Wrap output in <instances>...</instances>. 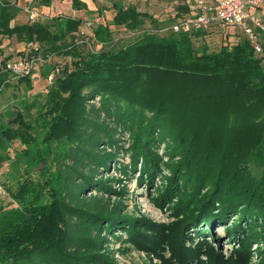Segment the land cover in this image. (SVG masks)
I'll use <instances>...</instances> for the list:
<instances>
[{
	"label": "trees",
	"instance_id": "16d2710c",
	"mask_svg": "<svg viewBox=\"0 0 264 264\" xmlns=\"http://www.w3.org/2000/svg\"><path fill=\"white\" fill-rule=\"evenodd\" d=\"M110 1L113 18L105 20L98 8L89 29L91 18L61 13L12 25L22 7L0 0V41L25 44L1 56L3 65L14 57H71L45 64V78L60 71L44 105L33 101L29 116L19 111L0 125V144L36 137L33 157L54 167L14 190L11 171L17 206H1L0 264H126L109 247L118 239L120 252L148 253L142 264H264V53L237 30H165L190 7L159 15L148 4ZM52 2L26 5L42 9ZM72 7L95 13L83 0H72ZM213 34L223 40L219 47ZM31 76L1 68L0 94L14 77L32 88ZM37 107L43 111L32 119ZM126 153L129 162L120 160ZM113 168L127 178L138 172L147 185L168 170L154 200L169 204L176 220L155 224L104 203L100 191L118 194ZM91 187L97 192L88 194ZM228 223V240L235 242L230 258L206 239L214 225Z\"/></svg>",
	"mask_w": 264,
	"mask_h": 264
},
{
	"label": "rangeland",
	"instance_id": "374dc122",
	"mask_svg": "<svg viewBox=\"0 0 264 264\" xmlns=\"http://www.w3.org/2000/svg\"><path fill=\"white\" fill-rule=\"evenodd\" d=\"M128 2H138V0H127ZM142 1V0H141ZM150 1V0H149ZM184 1V0H183ZM144 2V0H143ZM146 2V1H145ZM27 6L25 5L23 8L25 9ZM153 10V9H152ZM105 20L110 21L113 18L112 13H105ZM93 18H91L92 20ZM235 29L226 28L224 33L234 32ZM211 40H214L213 46H220L221 37L211 35ZM230 39H234V37H230ZM7 48L10 49L12 54V49L17 53L20 51L19 49H23L25 44L20 43L18 41L7 40L6 42ZM87 51V50H85ZM8 55V52H7ZM3 56L0 54V60ZM9 56V55H8ZM71 57H57L56 60L58 62L69 61ZM49 66V65H48ZM48 66L38 65L34 73L31 76L32 88H28V84L26 82H20L18 78L14 77L11 80V85L7 89L0 94V125H7L10 121L15 119L18 116L19 111H22L27 116L31 113L30 110L27 109L26 105H29L33 101H37L40 105H44L48 100V88H49V78H45L46 71ZM43 110L37 107L33 110V118H37V115ZM19 123H12V128H18ZM30 136V134H29ZM28 136V140L30 137ZM36 137H33V142H27V144L21 139H13V140H4L0 144V172L12 171L11 183L10 186L12 190H14L18 184H20V180L22 179H34L35 181L42 180L47 177L49 171L44 170V168L48 170H54L52 163H47L45 160H36L33 156H35L36 151ZM125 141V140H124ZM125 142H121L125 147L128 144H124ZM28 146V147H27ZM27 147V148H26ZM164 146H161L160 153H162ZM30 150V152H29ZM124 150V149H123ZM123 150H120L121 152ZM31 153V154H30ZM121 154L120 160L125 162H129L130 158L128 153ZM42 167V168H41ZM43 170V171H42ZM111 174L115 175L118 179L113 181L114 188L117 189L118 194L100 191L99 195L102 197L104 203L108 201L111 205L116 204L121 206L120 213L123 215L129 214L136 218L148 219V221L155 224H171L176 220V216L172 214V211L168 208L169 204H166L164 207L156 204L154 198H157V190L159 186L162 187L166 184L165 175L169 174L168 170H163L164 176H158L155 178V183L152 185H147L144 182L139 181V173L131 175V177L127 178L124 174L118 173L114 168L111 170ZM109 174H106L107 177ZM9 176V177H10ZM123 191V192H122ZM94 187L88 189V194L95 193ZM122 192V193H121ZM7 197L5 200V205L8 207L17 206V203L12 201ZM238 215H234L232 219H237ZM226 221V222H229ZM199 226L207 227L206 224H199ZM230 228V224L214 225L213 234H207L206 239L209 240L210 244H212L222 255L227 258L232 257L233 247H235V242L228 240L227 230ZM192 230V229H191ZM123 237L125 238V231H122ZM209 235L211 239H209ZM108 243L104 244L106 247ZM125 245H128L127 243ZM110 249L114 251V257L119 263L126 264H142L143 262H147L149 260V255L146 251L139 250L138 248H131L128 251L120 252L118 251L120 247H123V244L120 243V240H115L110 244ZM256 245H254L253 249H255ZM154 261H158L157 258ZM259 261V256H255L252 259V263H257Z\"/></svg>",
	"mask_w": 264,
	"mask_h": 264
},
{
	"label": "built area",
	"instance_id": "2783aa9c",
	"mask_svg": "<svg viewBox=\"0 0 264 264\" xmlns=\"http://www.w3.org/2000/svg\"><path fill=\"white\" fill-rule=\"evenodd\" d=\"M264 0H195L191 7L192 13L184 15L165 30H172L176 33H192L207 30L212 26L222 29L233 28L240 31L249 38L254 49L258 53H264ZM31 22L38 21L43 11L39 7H26ZM94 22L87 21V27L92 29ZM89 46H92L89 44ZM54 55H37L28 57H14L6 60L3 65L0 60V69L10 71L16 77L31 75L38 65H49L54 63ZM60 68L49 76L52 82L55 74ZM1 89V88H0ZM10 171L0 172V216L1 206L5 205L7 197L11 199L9 188ZM12 200V199H11Z\"/></svg>",
	"mask_w": 264,
	"mask_h": 264
},
{
	"label": "crops",
	"instance_id": "0c3cea01",
	"mask_svg": "<svg viewBox=\"0 0 264 264\" xmlns=\"http://www.w3.org/2000/svg\"><path fill=\"white\" fill-rule=\"evenodd\" d=\"M28 1H32V0H18V4L22 7L21 12L14 18V20L12 21V25H16V24H23L28 22V13L26 12V8L24 9L23 7L28 3ZM88 8L90 10H94L95 13L91 14H85V10L81 9V10H76L73 9L72 7V0H53L52 4L50 6H45L42 8L43 11V16L42 17H47L48 15L53 16L57 13H61V14H67V15H73V16H85V18H93L96 15H98L97 9H104L105 13H112L114 14L113 9H109L106 8L110 5V0H83ZM146 1V2H145ZM195 2V0H155L154 3H151L148 0H138V2H134L135 4L139 5L140 8L144 9V7L148 4V7L150 10L153 9L154 12H157L159 15L162 14L165 11H175V12H180V10L183 11H187L189 9V7L191 8L193 6V3ZM175 3H180L179 4V8L177 9V7H175ZM27 6V5H26ZM106 8V9H105ZM262 8L264 10V5H262ZM7 40H16L14 37H12V39H3L2 41H0V54H2L3 56H8V55H12L13 53H15V51L12 49V54L9 48H7L6 42ZM25 48V46H24ZM23 48V49H24ZM23 49H19V50H23ZM8 52V55H7Z\"/></svg>",
	"mask_w": 264,
	"mask_h": 264
}]
</instances>
